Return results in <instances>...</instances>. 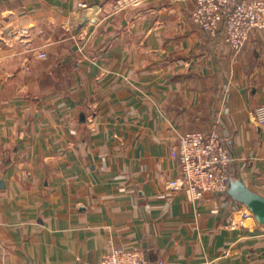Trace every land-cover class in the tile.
Instances as JSON below:
<instances>
[{"label":"crops","instance_id":"0c3cea01","mask_svg":"<svg viewBox=\"0 0 264 264\" xmlns=\"http://www.w3.org/2000/svg\"><path fill=\"white\" fill-rule=\"evenodd\" d=\"M123 1L0 0V264H100L111 247L264 264L244 203L165 187L177 135L216 130L230 177L264 196V29L234 51L191 21L194 0Z\"/></svg>","mask_w":264,"mask_h":264},{"label":"built area","instance_id":"2783aa9c","mask_svg":"<svg viewBox=\"0 0 264 264\" xmlns=\"http://www.w3.org/2000/svg\"><path fill=\"white\" fill-rule=\"evenodd\" d=\"M142 0H124L136 4ZM86 7L85 2L79 3ZM192 22L210 36L221 35L225 44L240 50L251 34L264 29V0H194L190 11ZM45 57L44 52L37 54ZM252 120L264 123V102L256 106ZM171 153L179 167V175L166 182V189L183 191L197 202L206 193L227 191L230 164L234 159L227 139L216 130H190L177 135ZM100 264H163L151 261L140 247H111Z\"/></svg>","mask_w":264,"mask_h":264},{"label":"water","instance_id":"95a60500","mask_svg":"<svg viewBox=\"0 0 264 264\" xmlns=\"http://www.w3.org/2000/svg\"><path fill=\"white\" fill-rule=\"evenodd\" d=\"M84 19V16H82ZM2 182H0V185ZM227 192L237 201L244 203L259 223L264 224V196L252 191L243 181L230 177Z\"/></svg>","mask_w":264,"mask_h":264},{"label":"rangeland","instance_id":"374dc122","mask_svg":"<svg viewBox=\"0 0 264 264\" xmlns=\"http://www.w3.org/2000/svg\"><path fill=\"white\" fill-rule=\"evenodd\" d=\"M191 18V17H190ZM192 21V20H191ZM198 27V26H197ZM200 28V27H199ZM201 29V28H200ZM204 31V30H203ZM257 31V30H256ZM205 32V31H204ZM206 33V32H205ZM207 34V33H206ZM208 35V34H207ZM209 37H212V38H214V37H216V36H210V35H208ZM175 178V177H174ZM172 179V178H171ZM168 181V180H167ZM166 181V182H167ZM166 185V184H165ZM166 187V186H165ZM173 192H176V191H173ZM185 193V192H184ZM187 196V195H186ZM188 198V197H187ZM198 202V201H197ZM234 223H236V222H234ZM238 224V223H237Z\"/></svg>","mask_w":264,"mask_h":264}]
</instances>
